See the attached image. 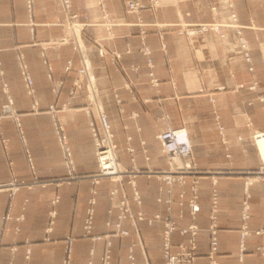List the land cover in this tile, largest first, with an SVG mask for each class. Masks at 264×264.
Segmentation results:
<instances>
[{
	"label": "crops",
	"instance_id": "crops-1",
	"mask_svg": "<svg viewBox=\"0 0 264 264\" xmlns=\"http://www.w3.org/2000/svg\"><path fill=\"white\" fill-rule=\"evenodd\" d=\"M105 1L115 22L112 38L107 37L99 24L96 0H70L71 10L78 12L79 20L90 23L79 38L92 80L88 83V76L82 75L81 91L71 95L84 57L72 42L43 47L65 33L60 0H34L30 12L26 0H0V111L9 97L17 114V120L11 115L0 117V181H51L45 186L21 187L12 197L0 191V264H63L65 259L68 264L99 263L104 240H92L83 235L82 229L90 175L97 169L89 121L93 120L101 132L95 107L91 106L89 113L82 109L87 103L88 85L89 95L106 113L117 146V159L125 167L134 162L144 170L168 169L156 134L167 126L185 127L188 131L192 145L190 159L199 173L198 210L194 218L187 205L193 181L190 177L183 184L174 182L168 187L154 174L137 175L139 209L146 215L169 212L182 226L195 222L199 231L194 264H210L207 226L214 188L218 207L216 264H264V248H259L264 247L262 182L248 185L251 232L245 236L242 252L239 244L244 171L256 168L264 154L260 142L253 138L254 131H264V102L259 98L264 95L262 0H232L236 21L242 26L250 53L249 63L236 48L226 11L216 16L222 23L223 38L207 32L203 40L187 39L172 30L179 18L193 24L210 21L209 6L215 0H160L159 12L144 9L142 18L148 23L145 41L152 49L156 86L148 81L149 68L139 50L137 26L124 24L126 20H135L134 15L125 11L126 0ZM155 20L170 23L164 32V49L150 24ZM94 40L104 50L103 55ZM112 51L120 53L118 61H113ZM19 53L32 78L31 94L20 73ZM68 60L71 65L66 69ZM2 81L7 85L6 91ZM65 103L67 107L60 108ZM50 105L57 108L54 115L48 110ZM215 115L224 127L222 135ZM55 120L67 137L77 174L72 179L62 180L66 169ZM114 186L119 187L106 178L96 184L93 234L107 232L106 221L116 220L117 209L108 212V192ZM122 187L132 212L137 211L130 185L124 181ZM181 191H184L182 199ZM54 195L58 196L56 203H52ZM51 209L55 210L54 223L51 232L46 233ZM20 215L23 218L17 219ZM123 226L129 235L111 238L110 264H128L130 248L134 264H162L160 222L148 225L136 221L138 235L128 220L123 221ZM258 229L262 230L259 234L255 233ZM67 237L72 239L68 257ZM187 238L177 232L172 235L174 244L186 242Z\"/></svg>",
	"mask_w": 264,
	"mask_h": 264
},
{
	"label": "built area",
	"instance_id": "built-area-1",
	"mask_svg": "<svg viewBox=\"0 0 264 264\" xmlns=\"http://www.w3.org/2000/svg\"><path fill=\"white\" fill-rule=\"evenodd\" d=\"M264 4V0H262ZM27 8L29 12L32 9L34 0H26ZM61 8L64 12L65 19L61 23L65 33L62 37L58 38L56 41L49 42L43 47H49L56 44H65L72 42L74 47L80 51L81 56L84 57V47L80 42L79 34L81 31L85 30V27H88L90 23L81 22L79 20L78 12L71 10L70 0H60ZM97 7L100 11L99 24L103 26L106 31L107 37L112 38L113 27L115 22L110 18L109 12L107 10L105 0H96ZM162 4L160 0H147L143 2L142 0H126L125 1V11L128 14H132L135 17L134 21L126 20L124 24L127 26L136 25L137 34L141 40L140 52L146 58V66L149 68L148 76L149 83L152 86L158 84V79L155 76L152 68L154 66L151 58V47L145 41L146 35V23L142 18V11L144 9H150L154 13L159 12ZM212 19L207 22L200 23H187L184 22L181 18L174 23L172 30L177 34L184 36L187 39L199 38L203 40L207 32H213L219 38H223L225 33L222 31V23L216 20V16L219 15L220 11H226L229 25L233 28L236 48L242 54L246 62H250V53L246 40L242 35V26L236 21V14L233 11V2L232 0H215L209 6ZM156 33L158 34L160 40L161 49L165 48L164 43V32L168 30L170 23L164 21H157L150 23ZM96 44L100 47L99 54L103 55L104 50L101 48L97 40H94ZM111 55L113 61H118L120 59V53L117 51H112ZM18 65L22 79L25 83L27 92L31 94L33 92L32 87V78L30 72L27 69V66L23 60V56L18 54ZM71 65V61L68 60L65 68L68 69ZM132 68H136V65H131ZM77 78L73 82V90H71V95L76 91H81L82 75L88 76L90 82L91 75L89 73V65L87 59L83 58V66L77 71ZM2 75V70L0 69V76ZM3 89L6 91V83L2 81ZM129 87V85L127 84ZM88 92L85 95L86 105L82 109L89 113L90 107L94 106L97 111V117L100 125V130H98L97 125L93 120L89 121V128L94 142V152L97 160V169L95 173L90 175L91 187L89 189V197L87 199V205L85 208V216L83 220V235L89 237L92 240H104V249L103 253L100 256L98 264H110L111 260V238L112 237H123L129 235V231L123 226V221L128 220L133 226L136 235H138V228L136 227V221H144L148 225H151L154 222H160L162 224L161 231V241H160V255L162 258V264H194L196 256V235L199 231L198 225L191 221L187 225H179L171 214L168 212L165 215H160L155 213L152 215H146L140 208L141 196L137 190L135 177L139 174H154L158 179L163 180L168 187L174 182L183 184L186 177L192 178V185L190 187V197L187 199V205L190 210L191 217L194 218L197 210V193H196V178L198 177V171L190 159L191 152V141L188 134V131L185 127H173L167 126L164 130L159 131L156 134V138L160 144V150L163 154L166 155L169 168L164 170H144L136 166L134 162L131 163L129 167L123 166L117 159L116 155V143L113 140V133L111 131L110 123L107 119L106 113L102 107L97 103L94 96L89 95L90 86L88 85ZM261 101L264 102V95L259 97ZM67 103L62 105L60 108H66ZM35 105H33L34 107ZM264 108V105H263ZM48 110L54 115L57 111V108L54 105H50ZM5 115H11L17 120V114L11 106V100L8 97L7 101L1 105L0 117ZM55 119V117H54ZM215 121L219 130V133L222 135L224 127L220 124L219 116L215 115ZM54 129L57 137V141L61 150L62 158L64 161L66 173L62 180H68L77 177L71 151L67 143V137L64 132L63 127L56 120L54 122ZM253 138L256 142L264 140V131H254ZM129 138H127L128 140ZM128 150L131 151L132 148L128 146ZM132 161V158H131ZM243 172V171H242ZM245 175V190L244 198L241 204V224L239 229V244L241 252L244 249V239L245 236L251 232L248 226L249 213V193L248 185L254 181L264 183V154L261 155V160L258 166L254 169L244 171ZM108 179L112 182H115L119 187L114 186L108 192V198L110 201V207L108 209L109 213H112L113 208L117 209L116 220L115 221H106L107 232L102 234H93L92 227L94 223L95 216V205H96V184L100 182L101 179ZM126 182L130 185L132 189V200L138 206L137 211L132 212L130 202L125 192L123 191L122 184ZM51 182L50 180L36 181L32 180L30 182L24 180L11 179L9 181H0V191L8 192L10 197L14 196L21 187L30 188L33 184H40V186H45L47 183ZM184 196V191L179 193V197L182 199ZM58 201V196L54 195L52 198V203ZM169 209V207H168ZM217 192L213 188L210 197V210H209V223L207 226V231L209 233V246H208V258L210 264H216L215 255L217 252ZM55 210L51 209L48 211V220L45 227V232L49 233L52 230V225L54 223ZM20 215L17 219H22ZM174 232L179 233L180 235H186V242H179L174 244L172 241V235ZM262 230H255V233L259 234ZM138 243H140L139 237ZM48 240V236L45 238ZM71 238L67 237L65 240V251L67 257L71 251ZM263 249V245L259 247ZM29 252V249H26V253ZM128 264H134V256L132 254V249L130 248L128 253ZM63 264H68V260L65 259ZM242 264V263H240Z\"/></svg>",
	"mask_w": 264,
	"mask_h": 264
},
{
	"label": "bare ground",
	"instance_id": "bare-ground-1",
	"mask_svg": "<svg viewBox=\"0 0 264 264\" xmlns=\"http://www.w3.org/2000/svg\"><path fill=\"white\" fill-rule=\"evenodd\" d=\"M260 145H261L262 149H264V140L260 141Z\"/></svg>",
	"mask_w": 264,
	"mask_h": 264
},
{
	"label": "rangeland",
	"instance_id": "rangeland-1",
	"mask_svg": "<svg viewBox=\"0 0 264 264\" xmlns=\"http://www.w3.org/2000/svg\"><path fill=\"white\" fill-rule=\"evenodd\" d=\"M247 43V42H246Z\"/></svg>",
	"mask_w": 264,
	"mask_h": 264
}]
</instances>
